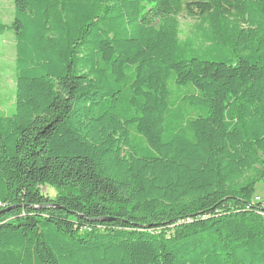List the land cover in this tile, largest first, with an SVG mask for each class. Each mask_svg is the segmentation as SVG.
I'll use <instances>...</instances> for the list:
<instances>
[{
  "label": "trees",
  "instance_id": "1",
  "mask_svg": "<svg viewBox=\"0 0 264 264\" xmlns=\"http://www.w3.org/2000/svg\"><path fill=\"white\" fill-rule=\"evenodd\" d=\"M3 1L0 264H264V0Z\"/></svg>",
  "mask_w": 264,
  "mask_h": 264
},
{
  "label": "rangeland",
  "instance_id": "2",
  "mask_svg": "<svg viewBox=\"0 0 264 264\" xmlns=\"http://www.w3.org/2000/svg\"><path fill=\"white\" fill-rule=\"evenodd\" d=\"M13 5L9 1L0 0V19L10 23L13 17ZM189 22L182 21V27L187 28ZM14 71H15V40L11 32L0 36V110L10 114L14 103ZM43 193L50 198L55 196V190L48 187ZM255 201L264 204V184H259L255 190Z\"/></svg>",
  "mask_w": 264,
  "mask_h": 264
},
{
  "label": "built area",
  "instance_id": "3",
  "mask_svg": "<svg viewBox=\"0 0 264 264\" xmlns=\"http://www.w3.org/2000/svg\"><path fill=\"white\" fill-rule=\"evenodd\" d=\"M4 204V203H0V210H1V205Z\"/></svg>",
  "mask_w": 264,
  "mask_h": 264
}]
</instances>
